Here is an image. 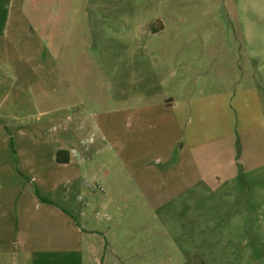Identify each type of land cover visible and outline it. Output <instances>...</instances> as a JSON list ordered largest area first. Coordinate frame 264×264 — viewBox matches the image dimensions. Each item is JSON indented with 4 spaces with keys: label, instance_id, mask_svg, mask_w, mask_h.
Instances as JSON below:
<instances>
[{
    "label": "rangeland",
    "instance_id": "obj_1",
    "mask_svg": "<svg viewBox=\"0 0 264 264\" xmlns=\"http://www.w3.org/2000/svg\"><path fill=\"white\" fill-rule=\"evenodd\" d=\"M0 113L89 155L40 264H264V0H0Z\"/></svg>",
    "mask_w": 264,
    "mask_h": 264
},
{
    "label": "crops",
    "instance_id": "obj_2",
    "mask_svg": "<svg viewBox=\"0 0 264 264\" xmlns=\"http://www.w3.org/2000/svg\"><path fill=\"white\" fill-rule=\"evenodd\" d=\"M201 96L205 97V94ZM6 117L0 113V264H5V257L9 264H28L32 260L40 264L45 256L56 255L57 251L68 247L76 250V245L81 250L82 237L86 232L80 230L81 226L74 225V214L62 205L60 198L61 189L70 187L68 184L76 180L80 171L78 162L87 160L89 155L80 147L71 148L70 145L78 143L71 140L69 144L61 138L58 129L52 136L44 134L48 127L42 131L44 135H29L27 130L24 134L23 128H10ZM48 124L50 130H56L50 127L53 124L55 128V117L50 118ZM239 132L242 133L241 130ZM245 132L248 136L243 141L240 139L239 159L243 155L246 159L249 142L258 136L264 139V119L263 122L251 123ZM16 135L21 137L17 142H21L20 150ZM178 140L181 138H177L176 143ZM183 144L181 141L179 149ZM57 150L67 152L66 163L55 162ZM235 163L238 164L236 160ZM240 165L243 169V163ZM62 175H65L64 179ZM76 186L73 185L71 190ZM35 190L47 201L40 200ZM30 256L34 258L30 260Z\"/></svg>",
    "mask_w": 264,
    "mask_h": 264
},
{
    "label": "trees",
    "instance_id": "obj_3",
    "mask_svg": "<svg viewBox=\"0 0 264 264\" xmlns=\"http://www.w3.org/2000/svg\"><path fill=\"white\" fill-rule=\"evenodd\" d=\"M11 146L12 143L10 142ZM54 160L58 163H66L68 160L67 152L65 150H57L54 154ZM35 194L38 196V198L42 201H47L43 197H40V195L37 193V190H35Z\"/></svg>",
    "mask_w": 264,
    "mask_h": 264
}]
</instances>
